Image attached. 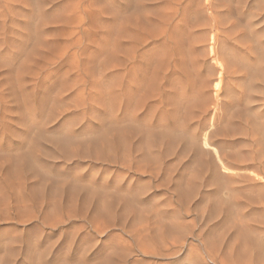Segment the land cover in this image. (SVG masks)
<instances>
[{
	"label": "rangeland",
	"instance_id": "rangeland-1",
	"mask_svg": "<svg viewBox=\"0 0 264 264\" xmlns=\"http://www.w3.org/2000/svg\"><path fill=\"white\" fill-rule=\"evenodd\" d=\"M0 264H264V0H0Z\"/></svg>",
	"mask_w": 264,
	"mask_h": 264
},
{
	"label": "bare ground",
	"instance_id": "bare-ground-1",
	"mask_svg": "<svg viewBox=\"0 0 264 264\" xmlns=\"http://www.w3.org/2000/svg\"><path fill=\"white\" fill-rule=\"evenodd\" d=\"M137 42H139L138 37H137ZM218 79H219V78H218ZM220 81H221V80H220ZM218 86H219V84L216 83V84H215V87H216V88H219ZM214 89H215V88H214ZM204 142H205V140H204ZM205 144H206V143H204V145H205ZM206 145H207V144H206ZM206 145H205V146H206ZM219 162H220V160H219Z\"/></svg>",
	"mask_w": 264,
	"mask_h": 264
}]
</instances>
